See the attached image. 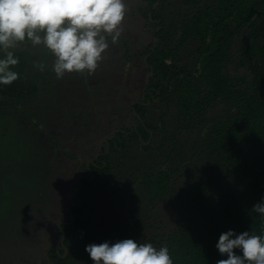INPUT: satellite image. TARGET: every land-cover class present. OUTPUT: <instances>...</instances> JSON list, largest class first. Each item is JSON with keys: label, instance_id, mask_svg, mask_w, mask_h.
I'll list each match as a JSON object with an SVG mask.
<instances>
[{"label": "crops", "instance_id": "1", "mask_svg": "<svg viewBox=\"0 0 264 264\" xmlns=\"http://www.w3.org/2000/svg\"><path fill=\"white\" fill-rule=\"evenodd\" d=\"M125 2L122 34L116 43L105 34L109 47L90 75L66 72L57 79L55 57L30 40L10 49L19 57V76L0 86V264L43 263L47 250L60 249L70 196L81 200L72 213L84 206L75 191L80 164L132 119L141 94L138 69L155 28L148 0Z\"/></svg>", "mask_w": 264, "mask_h": 264}, {"label": "rangeland", "instance_id": "2", "mask_svg": "<svg viewBox=\"0 0 264 264\" xmlns=\"http://www.w3.org/2000/svg\"><path fill=\"white\" fill-rule=\"evenodd\" d=\"M154 3L155 0L149 1L147 11ZM203 5L202 0H163L155 10V16L164 29V34L160 35L158 41L161 47H173L179 42L184 21ZM155 26L153 25L154 28ZM248 34V30H243L234 38L228 62L224 67L226 75L234 83L240 82L241 78L251 81L250 71L247 65L242 64L241 55L242 46L249 40ZM199 45L197 39L188 40L182 47L181 58H172L178 65V71L193 74L199 58ZM174 87L168 96L169 103L166 107L162 106L163 127L173 133L184 130L185 140L181 144L185 148H135L137 143L127 142L128 146L134 147L120 151L114 149L116 152L108 155L109 170L103 168L93 172L90 166L87 169L83 167L87 161L80 164L82 170H79L78 175L83 174L89 178L85 188L75 191L76 196L82 198L85 207L79 221L71 229L67 249L60 247V250L66 251L64 256H67L62 264H92L84 250L85 245L93 241L99 243L105 239L117 238L119 226L125 220L132 222L136 239L160 247L166 244L171 234L180 232L188 222L194 225L193 229L196 231L198 222L191 217V210L185 206L186 187L200 180L213 179L208 200L216 202L229 188H243L249 181L237 168L247 147L239 145L236 140H227L220 144L213 135L214 129L234 119L231 112L235 109L233 104L229 100L206 103L200 109V124L193 126L191 130L188 122L190 117L182 114L186 111V98L195 90L196 95L192 94L195 95L194 98L206 100L207 87L200 83L188 88L182 81L177 82ZM157 120L159 119L150 122L155 125ZM197 139L200 142H196ZM155 143L158 144V141ZM192 143L200 145V148H186ZM94 159L88 161L91 160L92 163ZM163 171L168 185L167 192L153 198L149 187L147 189L149 182H146L145 176ZM77 201L78 198L71 195L67 204L71 202L73 206ZM69 217V213L64 214L62 220ZM59 245L58 242L56 247ZM43 260V264H46L45 257ZM29 264L41 263L31 260ZM53 264L60 263L54 261Z\"/></svg>", "mask_w": 264, "mask_h": 264}, {"label": "trees", "instance_id": "3", "mask_svg": "<svg viewBox=\"0 0 264 264\" xmlns=\"http://www.w3.org/2000/svg\"><path fill=\"white\" fill-rule=\"evenodd\" d=\"M202 1L204 5L184 21L178 44L173 45L174 47H161L158 44L149 63L163 76L173 73L178 81H190L192 74L178 71L177 63L168 64L166 59L178 56L186 39H200L197 59L199 70L194 79L207 87L206 100H200V109L214 100H229L233 104L235 109L231 112L234 119L216 129L214 127L213 135L220 144L236 140L239 145L247 147L237 168L249 181L243 188H229L216 202L208 200L213 179L200 180L185 188V206L191 210V217L198 223L196 231L193 229L194 225L188 222L180 232L168 237L166 245L174 264H216V260L222 257L214 245L220 232L228 228L237 231L248 229L252 234H264V216L255 212L252 207L264 198V0ZM153 17L156 18L155 15ZM243 30H248L249 40L241 48L242 64L248 66L251 81L241 78L240 82L234 83L226 75L224 67L234 38ZM161 34H164L162 26L157 32L158 37ZM189 99V103H194L193 95ZM141 116H145V112ZM96 161V165L89 164L93 172L101 169L100 161ZM163 177L164 171L145 176L146 182H149L147 189L149 187L153 198L167 192V180ZM81 183V187L85 188L87 177H82ZM84 207H73V221L71 218L62 220L61 236L65 237L66 247L71 229L79 221ZM124 237L136 238V231L130 220H125L119 226L117 238ZM64 251L50 248L48 252L52 261L62 264L67 258Z\"/></svg>", "mask_w": 264, "mask_h": 264}, {"label": "clouds", "instance_id": "4", "mask_svg": "<svg viewBox=\"0 0 264 264\" xmlns=\"http://www.w3.org/2000/svg\"><path fill=\"white\" fill-rule=\"evenodd\" d=\"M126 13L125 0H0V50H5L0 86L18 78L19 57L10 49L26 40L55 57L51 68L57 79L66 72L94 73L109 47L107 36L112 43L119 40ZM252 207L264 216V198ZM214 246L222 257L216 264H264V234L228 228ZM84 250L92 264H174L166 244L157 247L135 237L93 241Z\"/></svg>", "mask_w": 264, "mask_h": 264}, {"label": "flooded vegetation", "instance_id": "5", "mask_svg": "<svg viewBox=\"0 0 264 264\" xmlns=\"http://www.w3.org/2000/svg\"><path fill=\"white\" fill-rule=\"evenodd\" d=\"M157 2L158 0H155L153 7L149 10V14H151V17L149 16V20L152 23V25H156L158 26V28L155 26L154 34H153L150 46L148 47L145 53V56L138 69L139 70L138 71L139 85L137 86L140 87V91H141L140 99L134 100L135 103L137 104V105L135 104L137 107H134L132 110V119H130V122L129 123L126 122L125 126L113 131V133L103 138L104 140L103 148L104 149L101 153L97 154L95 159L92 161V163L97 162L96 160L100 161L101 165L99 166V168L101 169L103 168L108 169L109 165L107 162V158L111 152H116V150L120 151L123 148H133L134 147V145L128 146L127 142L129 143L134 142L135 144L137 143L138 145L135 148H185L183 144H181L185 140V138L183 137L185 135L184 130H182L181 133H173V132L167 131V129L163 127V122H164L163 115L164 114H163L162 106L166 107L167 103H169L168 96L172 93V89H175L174 85L179 81L177 80V77L174 76L173 73H169L167 76H163L161 72L155 68L154 65H151L149 63L151 54L155 51L157 45L159 44L158 41H159L160 36L158 37L157 32L160 30L162 26L161 21L153 17V15H156V12H155L156 8L158 6L160 7L163 0H159V2L158 3ZM155 37H157L156 47L152 51L153 45L155 43L154 42ZM192 39H197L200 42V39L198 37H190L186 39L182 43L178 51L179 58H181V54H182L181 51H182L183 45L186 44L188 40H192ZM177 44L178 42H176L174 45H177ZM146 56H147V59H145ZM173 57L175 56L173 55L166 59L168 64L174 63L172 61ZM197 70H199V67H198V64L196 63L195 71L190 76L192 79L190 81H182V83L184 82L188 86V88L190 86H194L195 84L200 85V81L194 79V76L197 75ZM183 77L184 76L182 75V78ZM165 79H167V81H164ZM132 83H134V81ZM198 90H200V88ZM194 92L191 93L190 96L186 98V104H187L186 111L182 113V114H186L187 118L190 117L188 122L190 123L189 127L191 130L193 126H197L200 124V98L195 97L193 99L194 103H189L191 102V100L189 99L191 95L192 94L196 95V93ZM148 106L150 107L149 109H148ZM135 110L138 112L140 117H138L135 114ZM133 112L135 115L133 114ZM142 112H145V116H141ZM156 119H159V120H157V123L153 125L150 121L152 120L156 121ZM106 137L108 138L107 143L109 144V149H107V144L105 141ZM157 141H158V144L155 143ZM197 141L200 142L199 139H197L196 142ZM194 145L195 144L192 143L191 145H189V147H186V148H200V145H195V146ZM164 152L166 153L167 151L164 150ZM100 156H104V157L99 158ZM94 164L96 165V163ZM83 167L85 169L88 168L87 165L85 166L83 165ZM82 176L83 178H86V177L87 179L89 178V176H86L83 174ZM64 255L66 254L64 253ZM53 263L54 262L51 260L50 264H53ZM46 264H48L47 257H46Z\"/></svg>", "mask_w": 264, "mask_h": 264}, {"label": "water", "instance_id": "6", "mask_svg": "<svg viewBox=\"0 0 264 264\" xmlns=\"http://www.w3.org/2000/svg\"><path fill=\"white\" fill-rule=\"evenodd\" d=\"M158 2H159V0H158ZM158 2H157V3H158ZM149 16L151 17V14H149ZM154 40H155V41H154L155 43H154V45H153L152 51H153V50L155 49V47H156L157 37H155ZM147 56H148V55H147ZM147 56L145 57V59H147ZM135 114H136L138 117H140L139 114H138V112H137L136 110H135ZM114 133H115V132H114ZM105 141H106V144H107V149H109V144L107 143V141H108V138H107V137L105 138ZM89 164H90V161H87V162H86V165L89 166ZM82 177H83V176H80L79 179H78L79 182H78L77 189H80V188H81L82 183H80V181H81ZM80 203H81V200L79 199V201H78L77 204H80ZM69 210H70V212H71V214H72L71 217H72V221H73V219H74V214L72 213V206H70V209H69ZM60 225H61V224H60ZM61 241H62L61 243H62L63 247H64L65 250H66L67 248H66V246L64 245V236L62 237V240H61ZM48 251H49V250H48ZM48 251L46 252V257H47V260H48V264H50V263H51V258H50V256H49V252H48Z\"/></svg>", "mask_w": 264, "mask_h": 264}]
</instances>
